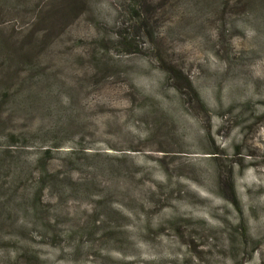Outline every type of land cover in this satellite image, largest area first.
Wrapping results in <instances>:
<instances>
[{
	"label": "rangeland",
	"instance_id": "obj_1",
	"mask_svg": "<svg viewBox=\"0 0 264 264\" xmlns=\"http://www.w3.org/2000/svg\"><path fill=\"white\" fill-rule=\"evenodd\" d=\"M0 264H264V0H0Z\"/></svg>",
	"mask_w": 264,
	"mask_h": 264
}]
</instances>
